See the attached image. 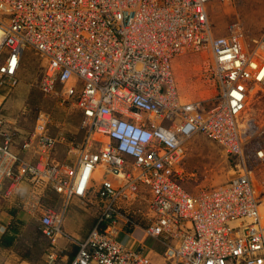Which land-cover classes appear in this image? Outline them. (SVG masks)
<instances>
[{
  "label": "built area",
  "instance_id": "built-area-1",
  "mask_svg": "<svg viewBox=\"0 0 264 264\" xmlns=\"http://www.w3.org/2000/svg\"><path fill=\"white\" fill-rule=\"evenodd\" d=\"M213 1L0 0V97L19 85L32 52L42 93L59 92L84 117L82 142L67 144L49 113L24 129L0 101V195L18 202L30 187L23 207L49 241L45 264L58 261L61 240L78 246L71 264H264V189L255 178L264 118H249L253 95H264V30L251 38L238 18L218 33ZM197 53L209 56L201 78L215 92L186 99L171 64ZM198 133L221 145L231 170L192 193L187 144ZM60 143L69 146L65 161L55 156ZM48 192L64 199L60 208L46 203ZM74 199L95 215L85 237L66 230Z\"/></svg>",
  "mask_w": 264,
  "mask_h": 264
},
{
  "label": "rangeland",
  "instance_id": "rangeland-1",
  "mask_svg": "<svg viewBox=\"0 0 264 264\" xmlns=\"http://www.w3.org/2000/svg\"><path fill=\"white\" fill-rule=\"evenodd\" d=\"M210 12L218 33H224L228 25L238 18L244 22L245 27L250 31L251 38L262 35L261 33L264 30V0H232L228 2L227 0H216L210 5ZM208 62L209 56L207 53L186 54L174 59L175 76L179 89L186 99L201 100L214 94V87L201 78V72L208 65ZM23 68L20 73L19 85L7 96L5 93H1L2 98L0 97V101H4L3 107L8 121L24 129H31L36 125L40 113L44 111L51 115L53 134L64 136L67 144L69 140L81 143L86 129L83 125V112L79 106L72 102L62 104L59 92L54 94L55 96L51 95L53 97L42 93L37 78L41 68V61L32 52L26 54ZM249 110V118L252 120L263 119L264 95L260 93L253 95ZM67 144L60 143L58 144L60 146L56 148L59 150V152L57 151L59 155L57 158L62 161H65L68 156L69 148ZM187 149V169L196 173L195 177L186 181V187L192 193H197L203 187L220 185L228 180L231 170L230 161L223 153L221 145L206 135L198 133L189 140ZM255 178L264 189V162L255 170ZM260 185L259 187H261ZM8 189H10L9 186L6 190ZM23 191V195L18 202L10 201V198H6L3 195H0V199H5L13 203L19 210L28 212L23 207V203H26L24 198L29 195L30 187L23 185ZM28 199L33 202L31 196ZM46 203H52L60 208L64 203V199L55 194H48ZM68 211L66 230L78 235H80L81 231H84L83 233L87 232L89 230L87 227L88 220L91 217L94 218L93 209L84 205L81 200L74 199ZM75 227L82 229L80 231L75 229ZM152 242L150 240L149 244ZM35 243H39V246L35 247L34 257L36 259L40 257L39 259H41L44 251L48 248V241L40 232L38 218L30 220L29 224L23 227L18 247L23 250L25 246H35ZM152 246L160 253H163L164 246L161 243H156V245ZM152 258L157 262L164 263L162 257L157 253H152Z\"/></svg>",
  "mask_w": 264,
  "mask_h": 264
},
{
  "label": "crops",
  "instance_id": "crops-1",
  "mask_svg": "<svg viewBox=\"0 0 264 264\" xmlns=\"http://www.w3.org/2000/svg\"><path fill=\"white\" fill-rule=\"evenodd\" d=\"M59 146L60 145H58L57 148ZM15 148L17 149L19 153H22L23 155H26L27 158H30L29 153L22 152L23 150L19 147L15 146ZM57 151L59 152V150L56 149L55 151L56 158L57 156H59ZM33 219L35 218H33V216L29 212L19 210L17 207L13 205V203L6 201L5 199H0V241L2 240L3 236L7 233V232H4L2 227L7 226V229H8V227H11V225L14 223L16 224L19 223L20 225V234L18 236L19 238L17 241V246L10 248V249H5V248L0 247V259L2 258L0 261V264H43V263L45 264L46 252L49 250V245H48L47 251H44L43 257L41 259H39L40 257L36 259L33 254L34 260L32 262L22 258L21 252L23 250H20L18 247V243H19L21 233L23 231V227L28 225L30 220H33ZM94 224H95V215H94V218L91 217L88 220L87 227L89 228V230L87 232L85 231V233H83L84 231L80 230L82 228L75 227V229H78L81 231L80 235L78 234L75 235V233H71V234L78 236V237L80 236L84 237L85 235L89 233L90 229H92ZM67 231L69 232V230ZM32 247H34L35 249L34 245H32ZM75 249H76L75 243L68 242L67 240H61L59 243V247H58V250L61 251V256L59 257L58 261H56L54 264H71L73 259L75 258V257L71 258V254L75 251Z\"/></svg>",
  "mask_w": 264,
  "mask_h": 264
},
{
  "label": "trees",
  "instance_id": "trees-1",
  "mask_svg": "<svg viewBox=\"0 0 264 264\" xmlns=\"http://www.w3.org/2000/svg\"><path fill=\"white\" fill-rule=\"evenodd\" d=\"M11 229L15 232V234L20 233V227L16 223L11 225ZM17 241H18L17 235L6 233L3 236L2 240L0 241V247L5 248V249L13 248L17 246ZM35 244H36L35 247L39 246V243H35ZM75 248H76L75 251L71 254V258H74L75 255L77 254L78 247L75 246ZM34 251L35 249L32 246L24 247L23 251L21 252L22 258L32 262L34 260V257H33Z\"/></svg>",
  "mask_w": 264,
  "mask_h": 264
},
{
  "label": "bare ground",
  "instance_id": "bare-ground-1",
  "mask_svg": "<svg viewBox=\"0 0 264 264\" xmlns=\"http://www.w3.org/2000/svg\"><path fill=\"white\" fill-rule=\"evenodd\" d=\"M43 11H41V15H43L44 13H42ZM2 50V49H1ZM3 52H5V51H3ZM27 61V60H26ZM36 62V61H35ZM27 63V62H26ZM29 63V62H28ZM37 64V63H36ZM30 65V64H29ZM38 66V65H37ZM171 66H172V70H173V73H175V70H174V64H171ZM31 67V66H30ZM24 69V68H23ZM29 70V69H28ZM23 71V70H22ZM33 72V71H32ZM24 74V73H23ZM43 77V72H39L38 73V75H37V78H38V80H40L41 78ZM22 78V77H21ZM176 84H177V86H178V81H177V79H176ZM47 96V95H46ZM51 96V95H50ZM55 96V95H54ZM157 96V95H156ZM184 96V95H183ZM183 96H182V100H183ZM51 97H53V96H51ZM51 100V99H50ZM56 100V99H55ZM49 102V101H48ZM50 103V102H49ZM76 126V125H75ZM77 128H79V127H77ZM82 128V127H81ZM62 130V129H61ZM13 150L15 151V152H17L18 154H20L15 148H13ZM20 156H22V157H26L27 158V156L26 155H21L20 154ZM257 169V167L255 168V170ZM256 182V181H255ZM256 184L257 185H260V184H258V182H256ZM10 187V181H6L5 182V186H4V188H5V190H6V188L7 187ZM261 186V185H260ZM261 188L263 189V186H261ZM48 194H54L53 192H48ZM56 195V194H55ZM56 197V196H55ZM33 201H34V199H33ZM52 204V203H51ZM54 205V204H53ZM54 206H56V205H54ZM69 215V214H68ZM4 227H6V226H4ZM66 229H67V227H66ZM76 235V234H75Z\"/></svg>",
  "mask_w": 264,
  "mask_h": 264
},
{
  "label": "clouds",
  "instance_id": "clouds-1",
  "mask_svg": "<svg viewBox=\"0 0 264 264\" xmlns=\"http://www.w3.org/2000/svg\"><path fill=\"white\" fill-rule=\"evenodd\" d=\"M40 232H41V230H40ZM42 233V232H41ZM20 234V233H19ZM19 234H15V232H14V235H17V236H19ZM71 234V233H70ZM43 235V234H42ZM86 236V235H85ZM84 236V237H85ZM76 237V236H75ZM19 238V237H18ZM80 238V237H79ZM46 239V238H45ZM48 241V240H47ZM48 245H49V241H48ZM75 246H77V245H75ZM78 247V246H77ZM47 253V252H46Z\"/></svg>",
  "mask_w": 264,
  "mask_h": 264
}]
</instances>
